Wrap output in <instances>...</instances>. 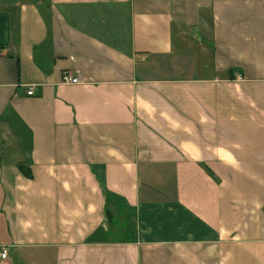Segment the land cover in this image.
Segmentation results:
<instances>
[{"label": "crops", "instance_id": "0c3cea01", "mask_svg": "<svg viewBox=\"0 0 264 264\" xmlns=\"http://www.w3.org/2000/svg\"><path fill=\"white\" fill-rule=\"evenodd\" d=\"M3 247L264 264V0H0Z\"/></svg>", "mask_w": 264, "mask_h": 264}, {"label": "built area", "instance_id": "2783aa9c", "mask_svg": "<svg viewBox=\"0 0 264 264\" xmlns=\"http://www.w3.org/2000/svg\"><path fill=\"white\" fill-rule=\"evenodd\" d=\"M62 81L65 83H72V84H76V83H80L81 80L80 78L73 76L72 74H70L69 71H64L62 74ZM28 94L29 95H33V88H29L28 90ZM8 256V248L3 247L1 252H0V261H3L7 258Z\"/></svg>", "mask_w": 264, "mask_h": 264}, {"label": "rangeland", "instance_id": "374dc122", "mask_svg": "<svg viewBox=\"0 0 264 264\" xmlns=\"http://www.w3.org/2000/svg\"><path fill=\"white\" fill-rule=\"evenodd\" d=\"M131 212V210H129Z\"/></svg>", "mask_w": 264, "mask_h": 264}]
</instances>
